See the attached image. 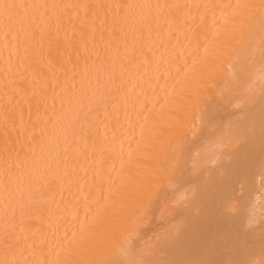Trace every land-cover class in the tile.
Returning a JSON list of instances; mask_svg holds the SVG:
<instances>
[{"label":"bare ground","instance_id":"1","mask_svg":"<svg viewBox=\"0 0 264 264\" xmlns=\"http://www.w3.org/2000/svg\"><path fill=\"white\" fill-rule=\"evenodd\" d=\"M262 19L0 0V264H264Z\"/></svg>","mask_w":264,"mask_h":264},{"label":"snow or ice","instance_id":"2","mask_svg":"<svg viewBox=\"0 0 264 264\" xmlns=\"http://www.w3.org/2000/svg\"><path fill=\"white\" fill-rule=\"evenodd\" d=\"M261 28H262V35H264V19H262V21H261ZM182 149H181V147L180 146H176L175 148H174V150H173V155H174V159L176 160V161H178V159H179V152L181 151ZM170 166H171V162H170Z\"/></svg>","mask_w":264,"mask_h":264}]
</instances>
